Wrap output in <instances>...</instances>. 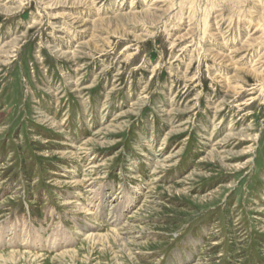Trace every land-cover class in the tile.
I'll return each mask as SVG.
<instances>
[{
    "label": "rangeland",
    "instance_id": "rangeland-1",
    "mask_svg": "<svg viewBox=\"0 0 264 264\" xmlns=\"http://www.w3.org/2000/svg\"><path fill=\"white\" fill-rule=\"evenodd\" d=\"M0 264H264V0H0Z\"/></svg>",
    "mask_w": 264,
    "mask_h": 264
},
{
    "label": "bare ground",
    "instance_id": "bare-ground-1",
    "mask_svg": "<svg viewBox=\"0 0 264 264\" xmlns=\"http://www.w3.org/2000/svg\"><path fill=\"white\" fill-rule=\"evenodd\" d=\"M207 24V23H206Z\"/></svg>",
    "mask_w": 264,
    "mask_h": 264
}]
</instances>
